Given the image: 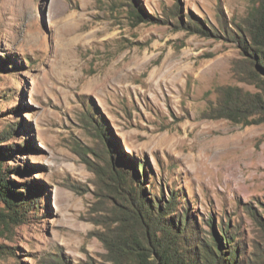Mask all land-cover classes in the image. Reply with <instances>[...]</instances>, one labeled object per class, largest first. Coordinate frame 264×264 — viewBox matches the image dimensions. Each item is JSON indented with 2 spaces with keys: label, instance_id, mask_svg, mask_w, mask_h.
Segmentation results:
<instances>
[{
  "label": "rangeland",
  "instance_id": "obj_1",
  "mask_svg": "<svg viewBox=\"0 0 264 264\" xmlns=\"http://www.w3.org/2000/svg\"><path fill=\"white\" fill-rule=\"evenodd\" d=\"M249 6L0 0V145L13 154L0 163L7 179L34 187L26 220L0 234V264H107L105 228L92 218L110 212L102 198L111 170L133 172L138 161L153 191L178 190L179 207L187 203L203 229L230 219L239 258L264 264V120L204 114L220 86L259 90L233 70L243 57L234 32Z\"/></svg>",
  "mask_w": 264,
  "mask_h": 264
},
{
  "label": "trees",
  "instance_id": "obj_2",
  "mask_svg": "<svg viewBox=\"0 0 264 264\" xmlns=\"http://www.w3.org/2000/svg\"><path fill=\"white\" fill-rule=\"evenodd\" d=\"M249 3L246 16L236 24L234 32L243 57L234 62L233 70L238 80L253 84L259 90L220 86L216 100L204 111L208 117L248 123L249 116L256 113L260 115L256 120H264V0H249ZM134 16L143 20L135 9ZM187 24L202 32L197 24L188 22L184 27ZM4 68L0 66V70ZM17 124H10L4 131L7 137L13 134ZM95 128L99 134L100 130ZM2 135L3 132L0 138ZM11 149L10 145H0V162L13 155ZM87 162L100 175L99 169ZM133 166V172L111 170L110 194L102 198L104 208L110 212L102 213L103 209H99L92 218L96 225L105 228L99 234L105 247L101 256L107 264H247L239 258L243 252L240 230L230 219L222 218L217 225L213 218L205 220L212 229H203L187 203L182 202L187 207H179L178 190H169V196L164 190L153 191L155 183L149 181L147 185L150 176L145 162L138 161ZM32 188L33 183L29 181L17 183L7 179L0 163V202L3 203L0 234L12 232L15 224L26 220L22 208L30 201ZM260 224L264 228V220ZM52 260L59 264L64 261L63 258Z\"/></svg>",
  "mask_w": 264,
  "mask_h": 264
}]
</instances>
